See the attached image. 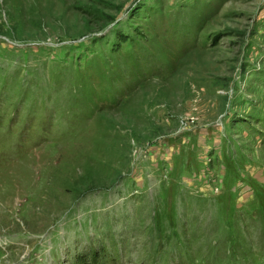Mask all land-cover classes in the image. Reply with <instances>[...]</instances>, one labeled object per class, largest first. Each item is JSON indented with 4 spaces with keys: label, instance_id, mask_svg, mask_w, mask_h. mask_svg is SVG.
Returning a JSON list of instances; mask_svg holds the SVG:
<instances>
[{
    "label": "rangeland",
    "instance_id": "1",
    "mask_svg": "<svg viewBox=\"0 0 264 264\" xmlns=\"http://www.w3.org/2000/svg\"><path fill=\"white\" fill-rule=\"evenodd\" d=\"M0 264H264V0H0Z\"/></svg>",
    "mask_w": 264,
    "mask_h": 264
},
{
    "label": "bare ground",
    "instance_id": "2",
    "mask_svg": "<svg viewBox=\"0 0 264 264\" xmlns=\"http://www.w3.org/2000/svg\"><path fill=\"white\" fill-rule=\"evenodd\" d=\"M186 80V79H185Z\"/></svg>",
    "mask_w": 264,
    "mask_h": 264
}]
</instances>
